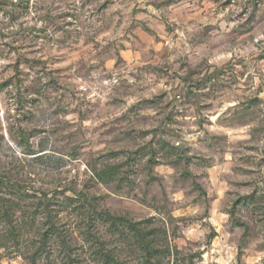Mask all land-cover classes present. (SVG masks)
Instances as JSON below:
<instances>
[{"label": "rangeland", "instance_id": "374dc122", "mask_svg": "<svg viewBox=\"0 0 264 264\" xmlns=\"http://www.w3.org/2000/svg\"><path fill=\"white\" fill-rule=\"evenodd\" d=\"M184 1L0 0V264H264V8Z\"/></svg>", "mask_w": 264, "mask_h": 264}, {"label": "crops", "instance_id": "0c3cea01", "mask_svg": "<svg viewBox=\"0 0 264 264\" xmlns=\"http://www.w3.org/2000/svg\"><path fill=\"white\" fill-rule=\"evenodd\" d=\"M226 4H221L219 0H185L184 7L185 10L182 15L183 26L185 30L189 32L200 31L198 36L195 38V46L198 48V52L204 54L205 51H208L210 48L214 51H220L221 49L215 48L216 41L218 42L221 36L218 37L215 35L209 36L207 32L208 28H214L216 26L222 27L224 20L227 17ZM247 22L244 21L243 23ZM241 23V24H243ZM240 24V25H241ZM211 25V26H209ZM238 25V26H240ZM236 26V27H238ZM233 27V28H236ZM263 35H261L262 37ZM188 37V36H187ZM263 39V38H262ZM189 40L185 38V41ZM210 40V41H209ZM209 41V43H208ZM191 44V40L188 41ZM231 51V50H230ZM250 46H244L242 48L233 49L232 53L239 60L237 65V70L243 72V76H247L252 72V55L259 54V66L261 69L264 67V46L261 50H254ZM223 54L224 52H220Z\"/></svg>", "mask_w": 264, "mask_h": 264}, {"label": "built area", "instance_id": "2783aa9c", "mask_svg": "<svg viewBox=\"0 0 264 264\" xmlns=\"http://www.w3.org/2000/svg\"><path fill=\"white\" fill-rule=\"evenodd\" d=\"M262 8H264V0H227V17L222 27H236Z\"/></svg>", "mask_w": 264, "mask_h": 264}, {"label": "trees", "instance_id": "16d2710c", "mask_svg": "<svg viewBox=\"0 0 264 264\" xmlns=\"http://www.w3.org/2000/svg\"><path fill=\"white\" fill-rule=\"evenodd\" d=\"M98 177H99L100 179H103V177H102L100 174H98Z\"/></svg>", "mask_w": 264, "mask_h": 264}]
</instances>
